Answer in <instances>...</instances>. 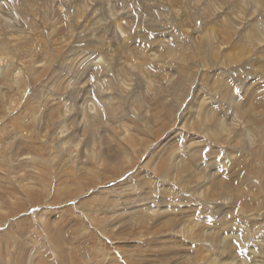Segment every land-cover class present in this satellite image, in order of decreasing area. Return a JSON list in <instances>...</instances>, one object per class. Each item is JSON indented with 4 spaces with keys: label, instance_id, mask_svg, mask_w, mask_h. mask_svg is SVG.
<instances>
[{
    "label": "rangeland",
    "instance_id": "1",
    "mask_svg": "<svg viewBox=\"0 0 264 264\" xmlns=\"http://www.w3.org/2000/svg\"><path fill=\"white\" fill-rule=\"evenodd\" d=\"M38 1L0 0V264H264V0Z\"/></svg>",
    "mask_w": 264,
    "mask_h": 264
},
{
    "label": "bare ground",
    "instance_id": "2",
    "mask_svg": "<svg viewBox=\"0 0 264 264\" xmlns=\"http://www.w3.org/2000/svg\"><path fill=\"white\" fill-rule=\"evenodd\" d=\"M36 1V4H39V1L38 0H35ZM5 5V3H2V4H0V6L1 7H3ZM257 5H261V2L259 1V3L257 4ZM19 6V4H17L16 5V7H18ZM36 6V8L37 7H39V6H37V5H29V8H30V10H31V8L32 9H34V7ZM20 7H22V5L20 6ZM84 12V11H83ZM83 12H80V14H82ZM93 14H94V12H93ZM1 20H4L5 22H8L9 20L8 19H5L4 18V16H2V19ZM118 25V27H120V30L121 31H123V29L121 28V25L120 24H117ZM9 28H10V26H9ZM254 33L256 34V35H258V36H260V35H262V34H264V21H263V24H261L260 26H257V29L256 30H254ZM10 37L11 38H14V39H18V40H22L23 39V35H20V34H18V35H15V34H12V35H10ZM260 37H262L263 38V36H260ZM127 41V39L125 40V42ZM263 43H264V39L263 40H261L260 41V45H263ZM2 72H0V74H1ZM21 74V73H20ZM19 73L16 75V77L15 78H18V80H16V84L18 83V81L21 79V75H20ZM4 76H5V74H4ZM11 77V76H10ZM236 118V117H235ZM234 118V119H235ZM233 119V120H234ZM239 119V118H238ZM238 119H237V121H238ZM225 125H226V123H222V126L223 127H225ZM163 214H165L164 212H163ZM152 215V214H151ZM161 215H162V213H161ZM205 222H206V220H205ZM194 225H196V224H194ZM200 227H201V225H200ZM214 231H216V230H214ZM214 231H209V232H207L206 230H203V232L205 233V235H204V238H210V237H215L216 239H217V234H215V232ZM209 233V234H208ZM212 233V234H211ZM197 234V236L199 235H202L201 234V229H200V231L198 232V233H196ZM228 240V239H227ZM219 242H221V241H219ZM224 243V242H223ZM227 262H228V260H227ZM227 262H225V263H223V264H227ZM231 264V263H230Z\"/></svg>",
    "mask_w": 264,
    "mask_h": 264
}]
</instances>
